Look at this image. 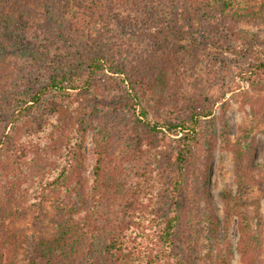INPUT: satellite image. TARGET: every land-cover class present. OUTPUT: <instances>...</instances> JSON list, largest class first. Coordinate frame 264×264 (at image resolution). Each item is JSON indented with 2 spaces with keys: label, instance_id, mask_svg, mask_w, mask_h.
<instances>
[{
  "label": "trees",
  "instance_id": "obj_1",
  "mask_svg": "<svg viewBox=\"0 0 264 264\" xmlns=\"http://www.w3.org/2000/svg\"><path fill=\"white\" fill-rule=\"evenodd\" d=\"M36 10L39 44L31 55L20 52L31 63L5 61L11 53H0V149L6 145L17 152L10 131L28 118L47 117L58 135L43 139L47 148L39 157L40 171L48 174L39 191L40 212L47 196L65 193L54 205L53 239L39 248L41 264H197L174 251L194 182L206 197L204 221L212 249L204 264H230L234 253L228 234L234 218L241 264H264L247 199L255 186L264 190V168L254 160L255 141L248 140L247 131L240 130L244 140L232 141L226 99L240 88L238 79L254 90L264 88V0H247L242 12L231 11L225 0H0V28L7 25V34L16 40L21 26L10 25L13 15L21 12V21L23 12ZM224 61L230 66L225 68ZM227 72L234 80L224 83ZM108 74L122 84L115 110L133 118L137 159L142 163L151 155L161 156L166 137L172 138L168 214H160L154 201L158 194L145 189L142 177L131 179L113 166L115 134L107 125L93 126L81 113L85 96ZM158 77L177 87L176 99L168 101L159 93ZM246 106L254 118H264L251 96ZM154 109L157 115L151 117ZM90 132L95 143L93 188L84 191L81 207L67 206L72 184L81 185ZM218 144L233 155L236 185L235 191H222V220L207 198ZM122 192V218L106 219L102 205ZM8 210L0 195V264H22L30 242L6 224ZM81 212L85 214L77 220Z\"/></svg>",
  "mask_w": 264,
  "mask_h": 264
},
{
  "label": "rangeland",
  "instance_id": "obj_2",
  "mask_svg": "<svg viewBox=\"0 0 264 264\" xmlns=\"http://www.w3.org/2000/svg\"><path fill=\"white\" fill-rule=\"evenodd\" d=\"M225 1L230 3L231 11L240 10L238 12H242L241 10L247 2V0ZM27 11L23 12V20L20 21V12V15H13L10 22V25L14 23L20 24V30L15 34V37L18 36L17 39L20 41L15 40V38L12 39L9 32L7 34L8 30L5 29L7 25L0 28V53L5 56L11 53L5 61H10L11 59V61L16 60L20 64L25 63V65L32 61L23 55V52H20L26 51L27 54L30 53L31 55L33 47L39 44L36 37L40 33L38 34L34 26L37 25V22H40V18L37 15L40 11L36 10L33 14H29ZM22 21L29 24L22 27ZM249 31H252L253 34L256 30L251 28ZM2 33L5 35H1ZM23 37L25 40H23ZM27 43L31 45L34 43V45L30 46ZM229 62L224 61L223 65L225 68L230 66L228 65ZM229 75L227 72L222 78L224 83L234 80ZM236 82L240 84L236 94L229 93L226 95V99L230 102V108L227 113L230 136L233 142L244 140L240 130L243 132L247 131L246 134L251 135L247 136L248 140L255 141L254 160L264 168V118H254L251 114V107L246 106V98L251 96L259 105L258 108L264 111V88L254 90L244 82L239 81V79ZM156 83L158 88L161 89L159 93L166 94L169 97L168 101L176 99L177 87L173 84H167L162 77H158ZM123 93L120 81L112 74H108L99 80L91 92L85 96L81 113L88 118V121L93 126L107 125L112 135L115 134L114 141L117 146L115 156L112 158L113 166L131 179L137 176L142 177L141 181L143 182L141 183L145 189L147 191H156L158 194V199H154V201L157 203L160 214H168L172 211L167 198V169L168 157L172 152V138L166 137L165 144L167 147L164 154L161 156L151 155V158L141 163L137 159L136 153L132 150L134 143L132 132L133 118L125 111L116 112L115 110V105L121 100ZM156 115L157 111L155 110L151 117H156ZM46 118L45 116L41 119L28 118L12 126L10 133L17 152L11 153L10 147L6 145L0 149V195L1 199L9 205L7 215L4 216L5 221L9 228L15 227L30 242V244L26 242L27 246L25 247L22 264H41L42 260L40 259H42L43 251L39 248L43 243L49 244L55 234L54 222L52 221L54 205L65 197L64 192L50 194L46 197L45 211L43 213L40 212L39 202L41 195L39 191L46 184L48 177L47 173H42L43 171L41 172L39 169L41 151L47 148L45 143L42 144V141L44 138H47V140L53 138L55 140L54 136L57 135L52 124L46 121ZM94 150V133L90 132L85 147L86 162L82 172L81 185L78 183L72 184L70 189H74V191L65 200L66 205L76 208L81 207L82 196H86L84 191H92L95 166ZM199 150L200 148L198 147L197 157H199V154L201 155ZM195 184L196 182L190 186V193L192 194H190V200L187 202L189 207L188 214L186 219H182L178 225L179 234L174 243V251L180 253L186 260H189L190 257L193 261L197 260V264H204L212 247L211 242L207 239V225L205 224L206 214L204 208L206 206V197L204 194L199 195L201 191L195 188ZM225 188L236 190L233 155L229 151L220 150L218 144L210 168L207 198L211 200L213 208L221 220L224 218L222 191ZM128 193L130 194L129 191ZM124 194L126 193H118L117 200L110 198L104 202L100 211L106 219L113 221L122 218L123 211L120 209V203L124 202L120 200ZM247 199L249 210L253 214L255 213V232L264 247V190L255 186ZM84 214L85 212H81L75 218L80 220ZM237 224V218H234L228 234L234 253L230 264H241L240 255L236 250L240 237ZM221 233V237H223V232ZM37 246L38 248H36Z\"/></svg>",
  "mask_w": 264,
  "mask_h": 264
}]
</instances>
